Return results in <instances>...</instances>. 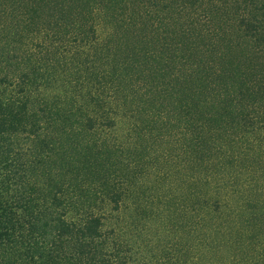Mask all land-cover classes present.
Returning <instances> with one entry per match:
<instances>
[{"label":"trees","instance_id":"trees-1","mask_svg":"<svg viewBox=\"0 0 264 264\" xmlns=\"http://www.w3.org/2000/svg\"><path fill=\"white\" fill-rule=\"evenodd\" d=\"M246 164L264 237V0H0V264H143L124 209L196 227Z\"/></svg>","mask_w":264,"mask_h":264},{"label":"rangeland","instance_id":"rangeland-1","mask_svg":"<svg viewBox=\"0 0 264 264\" xmlns=\"http://www.w3.org/2000/svg\"><path fill=\"white\" fill-rule=\"evenodd\" d=\"M242 167L237 168L234 185L228 186L227 200L231 198V202L221 206L212 203L205 211L204 208L199 209L198 217L192 211L196 227H189L185 223L187 219L177 205L169 209L177 217L176 232L167 226L169 212L162 211L159 215L164 219L155 225L152 219L159 218L158 214L148 220L140 217V220L133 222V218L129 217L133 215L131 207L124 209V216L129 218L124 221V226L129 220L132 223L123 228L121 237L127 240L135 260L143 264H169L175 258L184 260L186 264H264V237L253 230L250 219L251 211L258 207V191L247 178V174L252 176L251 167L247 166V170ZM148 177L155 178L156 174L151 173ZM163 194H160L162 199L165 197ZM246 196L252 198L250 204L246 203ZM154 206V211L158 212L164 208L162 204ZM179 240L182 242L179 243ZM175 241L177 243L174 244Z\"/></svg>","mask_w":264,"mask_h":264}]
</instances>
